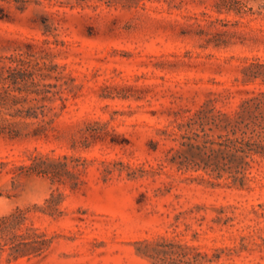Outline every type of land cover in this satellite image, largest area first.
<instances>
[{
	"label": "rangeland",
	"instance_id": "obj_1",
	"mask_svg": "<svg viewBox=\"0 0 264 264\" xmlns=\"http://www.w3.org/2000/svg\"><path fill=\"white\" fill-rule=\"evenodd\" d=\"M0 264H264V0H0Z\"/></svg>",
	"mask_w": 264,
	"mask_h": 264
}]
</instances>
